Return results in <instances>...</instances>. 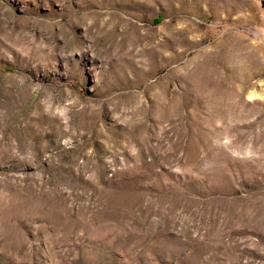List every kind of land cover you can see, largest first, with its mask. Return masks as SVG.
<instances>
[{
    "label": "rangeland",
    "instance_id": "374dc122",
    "mask_svg": "<svg viewBox=\"0 0 264 264\" xmlns=\"http://www.w3.org/2000/svg\"><path fill=\"white\" fill-rule=\"evenodd\" d=\"M0 264H264V0H0Z\"/></svg>",
    "mask_w": 264,
    "mask_h": 264
}]
</instances>
